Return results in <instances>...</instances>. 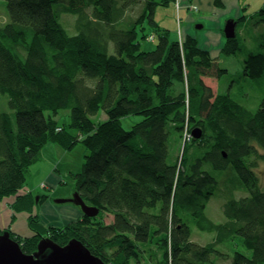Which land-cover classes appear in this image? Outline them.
I'll use <instances>...</instances> for the list:
<instances>
[{"label":"trees","instance_id":"trees-1","mask_svg":"<svg viewBox=\"0 0 264 264\" xmlns=\"http://www.w3.org/2000/svg\"><path fill=\"white\" fill-rule=\"evenodd\" d=\"M4 1L0 199L25 211L29 232L0 234L8 230L24 253L41 238L61 245L78 239L107 264H130L152 242L159 256L148 264H264V178L254 172L264 159V95L252 112L229 92L211 91L202 77L226 72L218 59L192 35L170 41L156 25V7L174 0ZM63 13L76 16L75 33L61 23ZM236 20V29L245 20L264 25V6ZM147 26L157 30L158 43L140 51L139 39L155 37ZM258 39L261 51L249 53L243 69L264 92V33ZM220 49L240 51L236 34ZM61 109L69 110L67 125L55 119ZM136 114L142 119L124 130L121 118ZM52 142L89 150L72 175V192L98 215L77 205V216L58 224L38 216L36 204L48 196L32 194L27 184ZM217 185L227 193L218 222L205 214ZM194 225L213 234L211 241H192ZM237 236L249 256L220 249Z\"/></svg>","mask_w":264,"mask_h":264},{"label":"rangeland","instance_id":"rangeland-1","mask_svg":"<svg viewBox=\"0 0 264 264\" xmlns=\"http://www.w3.org/2000/svg\"><path fill=\"white\" fill-rule=\"evenodd\" d=\"M220 4H221V0ZM214 6H218L215 4L214 0H212ZM240 6H243L245 8L243 10V14L249 17L250 15L255 14L260 8L264 6V0H239ZM177 9H183V7H189L193 11L198 9L196 5L193 3H190L188 0H174V2H171L167 6H158L156 7V10L154 12V19L156 22L157 27L160 30H166L167 35L169 36L170 41H176V39L183 41L182 38L179 37L180 34L185 33L187 31L185 29L186 26L189 27L190 31L193 33V37L198 39V45L202 48L209 49L207 42L208 37L210 36L211 28H208L205 26L204 22L201 21L198 16L200 15V11L192 14L190 10V14L185 13L184 16H182V12L178 16L176 15ZM188 12V11H186ZM241 13V14H242ZM230 17V16H228ZM75 19L76 16H74L71 13H63L60 17L61 23H63L64 27L66 28L68 33H75ZM8 20L7 15V5H5L4 0H0V23H4ZM225 22V21H224ZM224 26V24H223ZM236 29V37L239 42V48L240 51H238L235 54H224L221 51L218 54V64L219 68L225 69L226 72H223L219 79L216 77V74L213 72V74H209L208 76L202 77V81L211 88V91L214 94L220 93V92H229L230 97L234 99L235 101L239 102L242 106L244 105L249 111L255 110L258 107L259 102H261V99L264 95V92L260 90L257 85L254 83V81L250 80L246 75H244V61L247 57V55L251 52H260L261 47H259V37L262 33H264V25L263 24H255L254 20H250V22L247 21H241ZM144 31L147 34L154 35V39L150 40L147 38L139 39L140 41V51L144 50H152L155 48L156 44L158 43V32L157 30H153L150 27H146ZM188 32V31H187ZM196 34V35H195ZM223 42V38H222ZM210 50V49H209ZM219 50H221L219 48ZM210 55L213 58L214 55H212L210 51ZM3 104V103H2ZM6 107V104L5 106ZM49 112H46V115ZM102 118V116H100ZM56 120H58L59 124H65L67 125L69 122V110L61 109L59 113L55 117ZM142 117L138 114L136 115H127L126 117H122L120 120L121 127L126 129H130L133 124L140 121ZM55 145V143H54ZM50 145H47L42 150V154L46 156H52L53 154L56 156V154H59L56 152L57 148H50ZM67 152L65 155L66 157L63 158L61 161L60 167L61 173L63 175V184L59 186V190L55 192V198H65V197H71L73 194L72 188L74 187L72 175L75 174V172L79 171L82 164L84 163V157L89 152V150L86 149L85 145L78 142L73 145L70 149H65ZM181 151V148L179 150V153ZM46 156L43 157V160L46 161ZM56 159L59 158L56 156ZM256 167H255V174L257 173L261 178H264V159L259 158L256 161ZM232 173V171H231ZM45 178L44 171L41 172L38 176H35L31 183L33 185H38L40 181H43ZM38 183V184H37ZM43 189V188H42ZM222 188L217 185L214 189V194L210 196V200L207 203L205 207V214L213 221H221L223 214L221 205L227 199V193L221 191ZM42 191V190H41ZM45 191V190H43ZM42 191V192H43ZM37 192V191H35ZM36 195V193H34ZM67 195V196H65ZM235 196H242L244 195L241 191L235 190L234 192ZM52 196V195H51ZM50 196V197H51ZM65 196V197H63ZM11 199V197H7V199ZM4 199H0V213H1V207L4 204ZM54 202V201H53ZM60 207L61 210H64L65 207H76L77 205L71 203V202H65V203H53ZM71 206V207H70ZM101 215V214H100ZM190 218V217H189ZM74 219V218H70ZM111 219V215H105L104 222L108 223ZM191 219V218H190ZM65 222V221H64ZM193 234H192V241L199 242L201 244H206V242H210L213 234L209 233L208 231H202L198 229L195 225L193 228ZM142 248L144 249L142 252L139 253L138 258L134 261L132 260L130 264H148L147 261H153L156 260L159 254L157 253V245L152 242V244L148 245H142ZM150 248V249H149ZM221 248H228L229 251H241L245 253L247 256L250 255L251 251L246 250L241 238L239 236L234 238V242L232 244L227 243L223 244V247ZM146 249V250H145ZM219 262L222 264L227 263L223 261L222 259H218Z\"/></svg>","mask_w":264,"mask_h":264},{"label":"crops","instance_id":"crops-1","mask_svg":"<svg viewBox=\"0 0 264 264\" xmlns=\"http://www.w3.org/2000/svg\"><path fill=\"white\" fill-rule=\"evenodd\" d=\"M190 3H193L198 7V9L193 11L189 7H183V9H177L176 15L178 16L182 12V16L185 15V13H189L190 10L191 13L194 14L201 10L200 15L198 18L204 22L205 26L208 28H211L210 36L208 37L207 46L210 47V51L212 55H214V58L218 59V54L220 52L219 48L223 45L224 37H223V23L226 19H228V16L237 19L239 18V15L243 12V10L247 7L240 6L239 0H221V4L219 6H214L212 0H188ZM188 11V12H186ZM190 14V13H189ZM243 14V13H242ZM244 15V14H243ZM246 21V20H245ZM236 27V26H235ZM185 29L188 31H185L184 35L180 34V38H184L186 34L193 35V33L190 31L189 27L186 26ZM196 35V34H195ZM169 38V36H168ZM223 38V42H222ZM196 39V38H195ZM198 40V39H197ZM52 142L47 143L43 146L42 150L47 147V145H50V148H57L56 152L59 154H56V156L59 158L56 159V156L53 154L52 156H46L42 154L41 161L34 163L30 169L32 174V179L35 176H38L41 172L45 174V178L43 181L38 182V185H33L31 181L29 182L28 188L30 191H32V194L36 193V195L39 194H46L48 197H45L44 200H42L41 203H37V211L38 216L41 218L44 224H58L61 222L66 221L70 218H75L78 214V207H65L64 210H61L60 207L53 203L56 201L53 199L55 196V192L59 190V186L63 184V175L61 173V161L64 157H66V151L64 148H62L59 144ZM54 146V147H53ZM41 150V152H42ZM46 156L47 163L43 160V157ZM31 179V180H32ZM43 187H42V185ZM43 188V189H42ZM45 190V191H42ZM37 191V192H35ZM52 195V196H51ZM51 196V197H50ZM67 196V195H65ZM63 196V197H65ZM54 201V202H53ZM58 203V202H57ZM25 216V211L23 212H15L13 208H11L8 205H4L1 207V213H0V229H10L12 232L20 233V235H26L29 232V229L27 228V221ZM30 234V233H29Z\"/></svg>","mask_w":264,"mask_h":264},{"label":"water","instance_id":"water-1","mask_svg":"<svg viewBox=\"0 0 264 264\" xmlns=\"http://www.w3.org/2000/svg\"><path fill=\"white\" fill-rule=\"evenodd\" d=\"M236 20L229 17L223 28V36L226 39L235 36ZM200 129H192L191 135L199 138ZM71 197L55 198L58 203L71 202L80 207L84 215H98V208L85 204L79 194L72 193ZM38 200V196L35 197ZM0 264H107L101 258L95 256L85 245L76 239H70L66 244L55 243L52 239L41 238L32 253H24L19 243L9 237V231L4 230L0 234Z\"/></svg>","mask_w":264,"mask_h":264}]
</instances>
